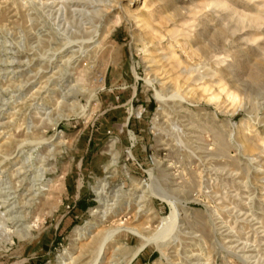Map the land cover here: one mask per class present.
Returning a JSON list of instances; mask_svg holds the SVG:
<instances>
[{
    "label": "rangeland",
    "instance_id": "1",
    "mask_svg": "<svg viewBox=\"0 0 264 264\" xmlns=\"http://www.w3.org/2000/svg\"><path fill=\"white\" fill-rule=\"evenodd\" d=\"M161 193L166 243L104 264H264V0H0V264H87Z\"/></svg>",
    "mask_w": 264,
    "mask_h": 264
},
{
    "label": "bare ground",
    "instance_id": "2",
    "mask_svg": "<svg viewBox=\"0 0 264 264\" xmlns=\"http://www.w3.org/2000/svg\"><path fill=\"white\" fill-rule=\"evenodd\" d=\"M159 96L163 98V96L158 92V97ZM143 193H144L143 198H147L145 193H148L149 195H153V196L157 194L153 184H147L146 188L143 190ZM160 195H162V197L171 205V212L168 216H166L163 219V221H161L162 224L160 223L161 225H159V227L156 229V232L154 234L146 235L145 233L141 232L138 229L127 227V226L126 227L120 226L116 229L109 230L102 237L100 236L101 238L99 237V235H96L97 234L96 233L94 236H91L92 240L90 239L91 240L89 241L90 244L89 246H87V249H86L92 255L91 260L87 262V264H104L105 253H106L108 245L114 240L115 235L122 230H129V231L136 232L142 237L144 243L140 247L139 251L145 245L149 244L152 241H157L159 242L158 244L160 246H163L164 243H166L167 241L166 239L168 235L175 228V225L178 223L180 219L181 207H180V203L178 204V201L175 198L167 196V194H163V193H161Z\"/></svg>",
    "mask_w": 264,
    "mask_h": 264
}]
</instances>
